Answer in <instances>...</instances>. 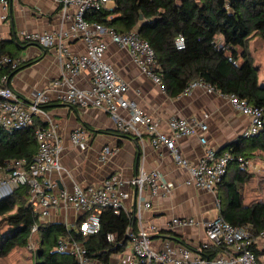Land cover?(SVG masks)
I'll return each instance as SVG.
<instances>
[{
    "label": "built area",
    "instance_id": "built-area-1",
    "mask_svg": "<svg viewBox=\"0 0 264 264\" xmlns=\"http://www.w3.org/2000/svg\"><path fill=\"white\" fill-rule=\"evenodd\" d=\"M53 1L59 5L62 19L71 21L68 28L52 33L22 31L19 37L24 42L54 49L60 62L59 78L45 91L34 93L33 99L26 104L18 99L8 85V74L21 65L20 60L7 53L0 54V129L12 131L31 128L37 145V151L30 163L23 159L11 160L2 171L0 170V199L19 187H24L29 194L28 204L41 221L46 220L51 211L59 205L82 214V220L71 229L83 236L96 235L99 232V214L102 210L108 209L114 214L122 211V202L127 195L121 190V182L116 175L109 176L96 187L74 184L70 190L60 189L53 192L56 186L48 176L54 172H64V169L60 165L63 150L61 139L54 124L49 122L42 109V106L49 102V95L69 107L95 108L107 113L122 134L136 137H140L142 133L146 134L153 147L165 146L171 152L175 164L188 173L186 184L200 190L213 192L231 162L241 168L247 167V161L241 156L213 150L204 136L199 137L203 156L195 164L178 153L174 140L194 135L196 131L205 132L207 126L203 120L171 118L168 121L170 135H165L159 131L157 122L143 115L135 101L128 96V85L104 60V53L108 42L125 49L131 62L164 92V86L157 73L158 66L153 49L135 31L119 33L99 22L88 20V15L108 10L110 5L114 4L113 0ZM0 5L6 13L7 0H0ZM69 9L73 10L72 14H69ZM1 18L6 17L4 15ZM68 37L79 38L85 47V53L77 55L69 52L65 44ZM184 46V39L179 35L175 40V48L183 50ZM80 71H86L90 76V86L86 90L78 89L74 85V77ZM195 88L217 95L235 111L248 118L244 138L255 136L264 124V113L260 108L234 94L222 93L202 80L189 83L181 95L188 96ZM119 110H125L127 116H120ZM41 116L45 119V126L36 123L37 118ZM86 140L87 134L83 130L77 129L70 133V142L74 147L83 149ZM113 152L104 147L99 154V161H106ZM131 183L139 193L144 189H148L153 195L169 192V185L157 172L141 169ZM144 207L148 208V203H145ZM194 223L192 219H172L169 227H187ZM37 230V225L30 228L26 247L31 253L36 250L31 241ZM128 237L131 241V258L124 264H263L254 252V246L264 241V228L257 230L251 224L235 227L219 216L204 223L205 241L199 245L196 252L187 247L155 250L149 243L148 235L142 231L138 234H128ZM106 240L112 242L114 236L108 234ZM213 250H217V253L210 257L209 252ZM55 251L70 256L74 264H99L88 258L81 240L69 236L57 238Z\"/></svg>",
    "mask_w": 264,
    "mask_h": 264
},
{
    "label": "crops",
    "instance_id": "crops-1",
    "mask_svg": "<svg viewBox=\"0 0 264 264\" xmlns=\"http://www.w3.org/2000/svg\"><path fill=\"white\" fill-rule=\"evenodd\" d=\"M113 7L114 4L110 5L108 10ZM68 12L72 14L73 10L69 9ZM4 15L6 18L2 19ZM70 22L62 19L59 5L53 0H7L6 13L0 5V42L5 53L21 62L18 70L11 72L8 85L22 102L28 104L34 93L45 91L59 78L60 62L54 49H45L24 42L20 39L19 33L22 31L52 33L59 29H67ZM217 40H220L219 37ZM65 44L68 51L73 54L85 53V47L79 38L68 37ZM255 44H259L264 51L263 41L258 38ZM104 60L128 85L127 94L135 101L143 115L158 123L161 133L170 135L168 121L171 118H195L205 122L207 126L205 132L196 131L194 135L174 140L178 153L190 163L195 164L203 156L200 136H204L208 145L218 153L231 152V146L244 138L248 118L235 111L217 95L195 88L188 96L181 94L169 96L131 62L125 49L110 42L107 44ZM254 66L257 68L258 83L264 86V73H261L260 66L255 64ZM74 85L81 90L88 89L89 74L80 71L74 77ZM49 98V102L44 104L45 108L42 109L49 122L54 124L61 139L63 150L60 165L64 169V172H54L48 176L56 186L53 192L60 189L70 190L74 184L81 187H96L109 176L116 175L121 182V190L127 195L120 212L131 218L128 234L145 232L151 247L155 250L187 247L196 252L199 245L205 241L204 223L218 217L219 201L215 190L206 192L187 185L188 173L175 164L171 152L165 146L153 147L146 134L142 133L140 137L122 134L107 113L95 108L69 107L57 101L52 95H49ZM118 114L127 116L125 110H119ZM36 123L42 126L46 124L43 116L38 117ZM77 129L87 134L83 149L74 147L70 142V133ZM104 147L114 152L106 161L100 162L98 157ZM255 154L257 152H254V156L247 161L248 164ZM231 164L228 169L229 176L237 168L235 163ZM141 169L146 172H157L169 185V192L153 195L148 189H144L139 193L131 181ZM246 188L245 184L243 190ZM256 189L249 188L250 195L246 199L245 192H242L244 206L257 202L252 201L257 194ZM145 203H148V208L144 207ZM82 218V214L59 205L44 221L60 223L71 229L75 228ZM172 219H192L195 223L187 227L170 228L169 223ZM130 245L129 239L123 252L110 257V264H124L131 258ZM254 250L264 264V241L256 244Z\"/></svg>",
    "mask_w": 264,
    "mask_h": 264
},
{
    "label": "trees",
    "instance_id": "trees-1",
    "mask_svg": "<svg viewBox=\"0 0 264 264\" xmlns=\"http://www.w3.org/2000/svg\"><path fill=\"white\" fill-rule=\"evenodd\" d=\"M113 1L111 10L88 15V20L119 33L136 31L146 40L154 51L157 73L169 96H178L189 83L202 80L222 93L247 100L264 113V86L258 83L257 68L248 50L252 38L264 42V0ZM179 35L184 39L183 50L175 48ZM2 53L5 51L0 42ZM11 75L10 72L8 79ZM231 148V154L246 161L254 152L264 155V124L255 136L241 138ZM36 151L31 128L0 129L1 171L11 160L30 163ZM231 163L214 189L219 201L218 216L235 227L251 224L257 230L263 229L264 202L243 205V186L252 174L235 163L237 168L229 176ZM28 198L27 189L19 187L0 199V224L6 226L0 232V259L15 248L26 247L32 225L38 226L32 264H74L70 256L55 251L56 240L61 236L81 240L88 258L99 264H110L112 255L125 250L131 224L130 216L125 213L116 215L111 210H102L99 232L83 236L63 224L39 220ZM108 234L114 236L112 242L106 240ZM216 251L209 252V256H214Z\"/></svg>",
    "mask_w": 264,
    "mask_h": 264
},
{
    "label": "rangeland",
    "instance_id": "rangeland-1",
    "mask_svg": "<svg viewBox=\"0 0 264 264\" xmlns=\"http://www.w3.org/2000/svg\"><path fill=\"white\" fill-rule=\"evenodd\" d=\"M258 38H252L248 45V49L250 50L254 64L260 66L261 73H264V51L261 50L259 44H255V41ZM258 43V42H256ZM264 155L255 154V157L251 162L247 165V169H249L248 173L252 174V178L246 183L247 188L242 190L245 192L244 199H246L250 194L248 193V189L251 187L256 189V196L252 198V201L264 202ZM2 174V173H1ZM6 229V226L1 223L0 224V232H3ZM37 237L33 236L31 243L37 248ZM32 253L25 248H15L13 249L7 256L0 259V264H32Z\"/></svg>",
    "mask_w": 264,
    "mask_h": 264
}]
</instances>
